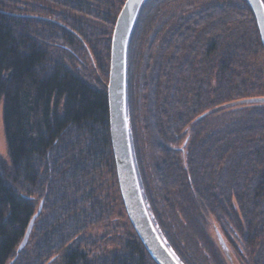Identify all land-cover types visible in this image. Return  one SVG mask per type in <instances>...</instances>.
<instances>
[{"label": "trees", "instance_id": "16d2710c", "mask_svg": "<svg viewBox=\"0 0 264 264\" xmlns=\"http://www.w3.org/2000/svg\"><path fill=\"white\" fill-rule=\"evenodd\" d=\"M123 2L0 0V264H156L125 215L110 141L104 82ZM166 3L144 0L126 52L146 208L182 264H264V102L247 100L264 97L255 15L247 0Z\"/></svg>", "mask_w": 264, "mask_h": 264}, {"label": "water", "instance_id": "95a60500", "mask_svg": "<svg viewBox=\"0 0 264 264\" xmlns=\"http://www.w3.org/2000/svg\"><path fill=\"white\" fill-rule=\"evenodd\" d=\"M143 1L124 0L111 35L109 72L106 84L110 141L121 199L129 221L140 241L156 264H182L166 245L148 213L136 174L128 131L126 116V52L128 39ZM247 2L255 15L264 47V6L262 0H247ZM247 100L264 102V97H254ZM40 209L41 205L31 217L23 238L17 247V252L27 243L33 222ZM215 233L222 248L226 250V243L221 234L218 230Z\"/></svg>", "mask_w": 264, "mask_h": 264}, {"label": "rangeland", "instance_id": "374dc122", "mask_svg": "<svg viewBox=\"0 0 264 264\" xmlns=\"http://www.w3.org/2000/svg\"><path fill=\"white\" fill-rule=\"evenodd\" d=\"M144 2V1H143ZM142 2V3H143ZM156 4V6H154V9H156L157 7H158V4H159V2H157V3H155ZM123 5V4H122ZM142 5V4H141ZM165 5H168V0H167V3L165 4ZM141 7V6H140ZM121 9V8H120ZM120 9H119V11H120ZM140 9V8H139ZM119 11H118V13H119ZM138 12H139V10H138ZM138 14V13H137ZM118 15V14H117ZM27 16H35V15H27ZM137 16V15H136ZM117 17V16H116ZM116 20V19H115ZM114 24H115V22H114ZM114 27V26H113ZM112 31H113V29H112ZM111 35H112V32H111ZM108 72H109V70H108ZM103 81V80H102ZM107 81H108V78H107ZM104 84H105V86H106V84H107V82L105 81L104 82ZM0 156L4 159V160H6L7 162H9V159H8V154H7V147H6V144H5V139H4V134H3V126H2V113H1V104H0ZM124 212H125V210H124ZM125 215H126V213H125ZM216 230H218L216 227H214L213 225H211L210 227H209V229H208V235L210 236V239L212 240V241H215L216 242V244H217V246H218V248H219V250L220 251H224V252H232V250H231V248L230 247H228V245H227V243H226V250H224L223 248H222V246H221V244H220V242H219V240H218V238H217V235H216V233H215V231ZM223 238V237H222ZM224 239V238H223ZM225 241V240H224ZM237 259L235 258V255H233V253L230 255V258H229V261H230V264H240V263H238L237 261H236Z\"/></svg>", "mask_w": 264, "mask_h": 264}]
</instances>
